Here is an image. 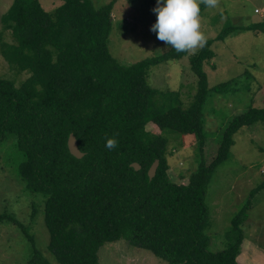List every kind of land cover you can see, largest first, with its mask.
Here are the masks:
<instances>
[{
  "label": "trees",
  "instance_id": "obj_1",
  "mask_svg": "<svg viewBox=\"0 0 264 264\" xmlns=\"http://www.w3.org/2000/svg\"><path fill=\"white\" fill-rule=\"evenodd\" d=\"M61 1L47 12L39 0H13L1 16L2 28L9 29L15 41L3 43L1 54L15 70L30 74L19 86L0 78V141L14 136L24 157L19 174L27 189L43 197L46 247L54 258L51 262L42 256L33 235L19 225L33 247L27 264H97L98 248L120 239L151 251L167 264H237L243 239L240 226L264 181L250 189L231 219L235 240L215 252L208 250L204 233L205 195L213 172L228 158L234 133L264 122V108L249 106L234 115L216 153L214 148L206 156L203 105L209 90L203 64L214 56L210 45L215 40L242 31L264 32V19L242 26L225 24L207 39L189 57L197 77L189 105L179 103L158 112L151 104L149 68L187 52L170 47L122 64L108 49L114 0L99 7L92 0ZM151 3L157 6V0ZM204 8L201 5V12ZM231 80L211 90L221 93ZM148 122L160 132L147 131ZM165 130L197 139L199 159L189 176L179 174L172 180ZM71 132L84 152L81 158L67 149ZM110 137L118 140L113 150L105 147ZM155 159L159 164L149 179L147 171ZM132 162L140 169L135 170ZM7 218L0 214V221Z\"/></svg>",
  "mask_w": 264,
  "mask_h": 264
},
{
  "label": "rangeland",
  "instance_id": "obj_2",
  "mask_svg": "<svg viewBox=\"0 0 264 264\" xmlns=\"http://www.w3.org/2000/svg\"><path fill=\"white\" fill-rule=\"evenodd\" d=\"M110 1L92 0L95 7ZM12 2L0 0V78L11 79L19 86L30 73L18 72L1 54L3 43L15 42L11 31L1 25V16ZM39 2L47 12L62 3L61 0ZM154 8L151 0H114L108 49L120 63L129 65L171 47L159 41L150 30L157 18ZM263 19L264 0H219L217 8L205 7L201 12V30L207 39H213L225 24L242 26ZM198 49L149 68L147 82L153 91L150 99L155 111L163 112L179 103L184 107L189 105L197 86L189 57ZM210 49L214 56L203 64L209 90L203 105L206 156L214 148L216 153V144L234 115L249 106L264 108V32L232 34L222 41L215 40ZM228 80L231 83L221 93L211 90ZM146 130L160 132L152 122H148ZM162 134L168 139L167 163L172 180H178L179 174L189 176L199 159L197 139L171 130ZM233 140L228 158L213 172L205 195L208 224L204 233L208 236L207 248L212 252L226 248L235 240L231 219L245 203L250 189L264 181V122L240 127ZM23 160L14 136L8 134L0 141V214L8 216L0 221V264H27L32 254L33 247L19 225L33 235L35 247L42 256L54 261L46 247L49 235L43 222V197L26 188L18 171ZM247 212L240 226L243 239L236 256L237 264H264V189L252 198ZM97 254V264H167L151 251L125 239L103 244Z\"/></svg>",
  "mask_w": 264,
  "mask_h": 264
},
{
  "label": "clouds",
  "instance_id": "obj_3",
  "mask_svg": "<svg viewBox=\"0 0 264 264\" xmlns=\"http://www.w3.org/2000/svg\"><path fill=\"white\" fill-rule=\"evenodd\" d=\"M201 5L217 8L219 0H157L153 9L157 18L150 30L156 33L159 41L171 46L177 53L194 52L207 42L201 30ZM117 146L115 137L106 139L107 149L113 150Z\"/></svg>",
  "mask_w": 264,
  "mask_h": 264
},
{
  "label": "water",
  "instance_id": "obj_4",
  "mask_svg": "<svg viewBox=\"0 0 264 264\" xmlns=\"http://www.w3.org/2000/svg\"><path fill=\"white\" fill-rule=\"evenodd\" d=\"M67 149L69 153L76 158H81L84 156V152L79 149L78 144H77V139L72 132L69 133L68 138H67ZM158 164H159V159H155L150 165L147 171L149 179H151L155 175ZM130 165L135 170L140 169V165L137 162H132Z\"/></svg>",
  "mask_w": 264,
  "mask_h": 264
}]
</instances>
